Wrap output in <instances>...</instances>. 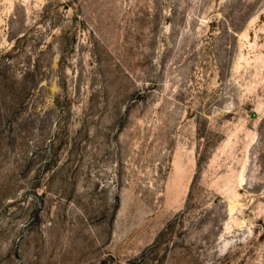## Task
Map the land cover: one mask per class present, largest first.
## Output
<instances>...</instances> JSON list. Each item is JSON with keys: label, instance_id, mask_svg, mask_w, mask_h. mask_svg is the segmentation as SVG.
<instances>
[{"label": "rangeland", "instance_id": "rangeland-1", "mask_svg": "<svg viewBox=\"0 0 264 264\" xmlns=\"http://www.w3.org/2000/svg\"><path fill=\"white\" fill-rule=\"evenodd\" d=\"M0 264H264V0H0Z\"/></svg>", "mask_w": 264, "mask_h": 264}]
</instances>
